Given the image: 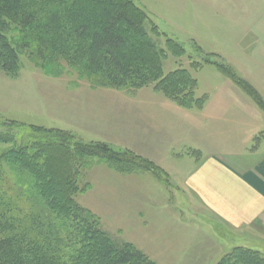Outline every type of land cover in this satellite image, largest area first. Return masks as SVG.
Instances as JSON below:
<instances>
[{"label": "trees", "instance_id": "trees-1", "mask_svg": "<svg viewBox=\"0 0 264 264\" xmlns=\"http://www.w3.org/2000/svg\"><path fill=\"white\" fill-rule=\"evenodd\" d=\"M4 17L28 26L38 45L42 43L76 56L83 42L91 70L105 73L100 79H90L93 85L134 91L153 84L155 91L184 108L201 107L205 101L196 94L197 79L186 69L150 79L151 70L159 72L160 63L154 57V67L146 64L145 71L135 53L138 42L133 39L139 40L141 47L156 50L157 43L148 37V27L151 31L157 27L135 0H0V71L12 75L17 72L18 54L2 30ZM167 42L174 53L185 52L180 42L173 39ZM207 61L264 108L261 95L232 65ZM202 66L197 63L195 68ZM0 126L7 129L0 132V145L13 142L17 128H26L29 136L22 145L16 144L0 153L2 263L154 264L145 252L105 231L100 218L82 211L70 192L79 189L76 173L81 158H100L121 172L150 171L171 187L169 175L158 164L131 149L105 141L86 142L60 129L25 127L16 121ZM2 162L11 164L10 171L16 174L19 188H14L10 178L3 180L6 170ZM55 166L67 169L68 176L61 180L60 190L50 185ZM20 186L27 191L23 192ZM217 264H264V254L248 246H235Z\"/></svg>", "mask_w": 264, "mask_h": 264}, {"label": "rangeland", "instance_id": "rangeland-1", "mask_svg": "<svg viewBox=\"0 0 264 264\" xmlns=\"http://www.w3.org/2000/svg\"><path fill=\"white\" fill-rule=\"evenodd\" d=\"M241 1L135 0L157 27L155 31L148 27V37L157 43L156 50L144 45L142 48L133 37L138 42L135 53L145 71L146 64L154 67V57L160 63L159 72L151 70L150 79H161L183 69L190 71L194 79H223L216 65L207 60L232 64L228 57L242 59L243 53L238 47V40L243 45V37L239 36L241 21L235 20L244 11ZM3 19L2 30L18 54V68L12 75L0 71V125L16 121L24 126L60 129L86 142L105 141L137 152L117 139L111 106L114 101L104 91L134 93L146 87L128 91L93 85L90 79H100L105 73L91 70L83 42L76 56L73 52L64 53L55 47L38 45L31 38L28 26L15 18ZM169 39L180 42L185 52L178 55L169 49ZM197 63L202 68H195ZM152 85L148 87L154 91ZM6 130L0 126V132ZM14 131L13 142L1 144L0 153L28 141L26 128ZM143 150L140 152L146 148ZM1 165L6 170L3 180L10 178L14 188H19L16 174L10 171L11 164L2 162ZM66 172V167L55 166L51 172L53 178L49 173L53 179L50 185L60 190L61 180L68 176ZM77 172L80 185L70 192H73V201L82 211L100 218L105 231L145 252L154 264H217L233 247L243 246L234 242L219 246L209 237L200 238L201 230L193 216L196 212L182 204L181 191L168 187V182L150 171L121 172L100 158L86 157L78 160ZM20 188L27 191L25 186ZM261 251L264 254V246ZM0 264L4 263L0 261Z\"/></svg>", "mask_w": 264, "mask_h": 264}, {"label": "crops", "instance_id": "crops-1", "mask_svg": "<svg viewBox=\"0 0 264 264\" xmlns=\"http://www.w3.org/2000/svg\"><path fill=\"white\" fill-rule=\"evenodd\" d=\"M241 2L244 11L234 19L241 21L243 57H228L233 61L228 63L264 100V0ZM218 71L223 79H197L196 94L205 98L201 107L184 108L149 87L134 93L107 89L104 94L114 101L117 139L169 175L171 188L182 193V204L196 212L200 238L261 251L264 108Z\"/></svg>", "mask_w": 264, "mask_h": 264}]
</instances>
